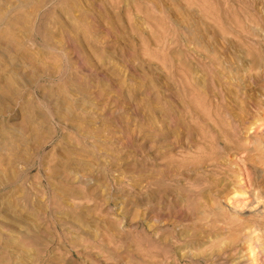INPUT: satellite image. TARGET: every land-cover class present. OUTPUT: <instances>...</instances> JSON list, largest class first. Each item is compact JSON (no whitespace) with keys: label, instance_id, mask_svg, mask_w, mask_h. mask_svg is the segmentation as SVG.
<instances>
[{"label":"rangeland","instance_id":"374dc122","mask_svg":"<svg viewBox=\"0 0 264 264\" xmlns=\"http://www.w3.org/2000/svg\"><path fill=\"white\" fill-rule=\"evenodd\" d=\"M0 264H264V0H0Z\"/></svg>","mask_w":264,"mask_h":264}]
</instances>
